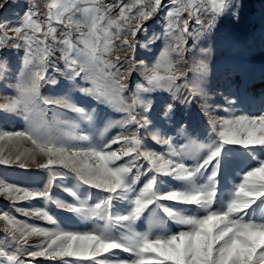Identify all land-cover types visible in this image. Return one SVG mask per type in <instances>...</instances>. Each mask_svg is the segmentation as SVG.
Segmentation results:
<instances>
[{
	"label": "snow or ice",
	"instance_id": "snow-or-ice-1",
	"mask_svg": "<svg viewBox=\"0 0 264 264\" xmlns=\"http://www.w3.org/2000/svg\"><path fill=\"white\" fill-rule=\"evenodd\" d=\"M241 8L240 0H45L44 10L33 2L14 25H0V53L14 49L20 56L0 111L23 121L20 130L0 128V142L15 152L5 155L0 146V165L26 169L30 161L47 174L35 189L0 179V195L41 199L74 218L66 225L50 209H14L50 225L43 227L0 210L6 233L0 264H34L39 257L60 264H264V111L249 113L239 97L208 103L209 49L186 68L189 41L224 17L238 21ZM158 15L165 26L149 43L164 44L149 64L136 59L137 36ZM189 71L196 74L191 80ZM55 72L72 83L53 97L42 89L58 83ZM132 72L141 77L134 88ZM74 89L119 118L78 107ZM150 93L184 104L200 99L206 127L177 121L174 103L157 111ZM62 109L89 127L78 131ZM113 129L119 131L109 135ZM25 141L32 147L20 151ZM57 180L71 200L53 196ZM32 236L41 239L30 244Z\"/></svg>",
	"mask_w": 264,
	"mask_h": 264
},
{
	"label": "rangeland",
	"instance_id": "rangeland-1",
	"mask_svg": "<svg viewBox=\"0 0 264 264\" xmlns=\"http://www.w3.org/2000/svg\"><path fill=\"white\" fill-rule=\"evenodd\" d=\"M4 0H0L3 3ZM36 3L43 9L45 0H7L4 7L0 8V25H14L15 22L22 16L26 10V6L31 3ZM111 2V0H105ZM127 2V0H126ZM242 8L240 9L239 20L236 21L232 17L222 18L216 27L209 33L200 37L199 40L189 41L188 61L186 68L191 69L194 62L205 58L201 54V49H209L206 62L208 64V72L204 81L206 91L208 93V103L215 106L216 104H224L223 97H228L235 101L237 97L242 103L240 107L247 110L251 114H258L264 111V0H240ZM164 19L162 15H158L147 22V32L138 33L136 59L145 60L151 64L156 58L159 51L163 48V40H157L154 43H149L152 40L153 34L162 35L164 29ZM6 30V28H5ZM147 47H140V45ZM6 60V68L0 70L4 72V76L0 78V103L5 102V98L11 96V90L7 87L12 83L11 76L18 72L20 66V56L14 49H5L0 53V61ZM61 67L63 65L61 64ZM58 81L57 84H48L42 91L45 95L60 96L63 95L65 86L71 84L64 76L63 72H55L52 74ZM195 73L189 71L188 78L191 80ZM138 72H132L129 80V87L134 88L135 83L140 80ZM76 83H81L77 81ZM183 92V90H181ZM72 99L78 107L85 108L86 111H91L92 108H97L98 112L108 116L111 119H118L119 114L112 112L110 109L98 106L97 102L92 98L85 96L78 89L72 90ZM181 94H177L179 97ZM149 99H152L156 105L157 111L164 103H174L175 119L183 124H191L192 127L203 131L208 123V117L202 112V101L194 100L188 104H184L181 100L172 101L169 93H150L147 94ZM68 119L79 124V130L89 127L86 122L78 119L75 113L70 110L62 109ZM139 111V109H138ZM152 110L149 109V112ZM163 118V113H160ZM216 115H224L218 112ZM23 127L22 118L13 113L0 111V128L7 130H20ZM103 125H101V128ZM171 127V125H169ZM119 130L113 129L109 135H115ZM98 135V132H97ZM151 142V133H144ZM179 140H183L182 136H176L175 133H169ZM0 146L5 147V155L13 151L14 146L7 142H0ZM30 142H23L19 145V150L31 148ZM116 147V146H114ZM153 147L157 151L161 150L159 145L153 143ZM38 162H43V157H37ZM0 179L7 183H12L29 189L42 188L47 182V174L38 169L36 164L28 162V167L22 169L18 164L0 165ZM68 184V181H64ZM57 186H53L51 192L54 197L71 200V197L64 191L61 182L57 180ZM50 209L52 213L63 221L64 224H73L74 218L72 214L66 210L58 209L55 204L46 202L41 199L30 201H12L6 195H0V210H9L17 216L18 219L27 220L43 227H50L46 221H43L35 216L24 217L22 213H15V208H22L31 211L33 208ZM4 222L0 221V238H3L6 233L3 232ZM170 227L175 228V225L170 224ZM41 238L32 236L29 238L30 244H35ZM122 257H126L127 253H120ZM25 260H30V257H23ZM34 264H60L59 260H49L43 257L36 258Z\"/></svg>",
	"mask_w": 264,
	"mask_h": 264
}]
</instances>
